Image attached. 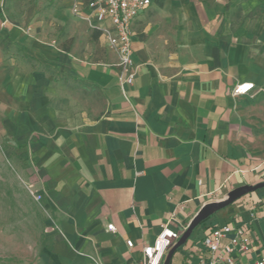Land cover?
<instances>
[{"label":"crops","instance_id":"obj_1","mask_svg":"<svg viewBox=\"0 0 264 264\" xmlns=\"http://www.w3.org/2000/svg\"><path fill=\"white\" fill-rule=\"evenodd\" d=\"M22 1L0 0V140L52 216L40 264H142L164 225L182 232L203 205L264 182V0H151L122 86L117 56L72 13L91 0L6 14ZM243 83L253 91L233 95ZM224 225L251 240L236 264L264 256V188L199 225L170 264L207 262L200 241Z\"/></svg>","mask_w":264,"mask_h":264},{"label":"built area","instance_id":"obj_2","mask_svg":"<svg viewBox=\"0 0 264 264\" xmlns=\"http://www.w3.org/2000/svg\"><path fill=\"white\" fill-rule=\"evenodd\" d=\"M151 4V0H91L87 3V13L81 15L79 8L74 6L72 13L80 16L88 26L100 32L109 49L117 56L119 68V83L131 85L134 79L132 71L131 37L132 23L137 16ZM252 83L237 84L232 94L235 96L246 95L253 91ZM170 217L167 223L173 222ZM107 230L114 231L112 225ZM180 231H173L162 227L161 232L151 246L142 249L144 260L142 264H162L168 250L178 241ZM226 239L227 243L222 244ZM202 248L210 255L207 262L200 260L199 264H236L231 257L234 252L246 254L250 251L251 240L241 226L224 225L208 229L200 241ZM132 248L130 241L126 242ZM249 264H264V256Z\"/></svg>","mask_w":264,"mask_h":264},{"label":"rangeland","instance_id":"obj_3","mask_svg":"<svg viewBox=\"0 0 264 264\" xmlns=\"http://www.w3.org/2000/svg\"><path fill=\"white\" fill-rule=\"evenodd\" d=\"M35 1L8 6L6 14L21 16L27 11L22 3ZM51 219L42 195L28 181L23 158L0 140V264H40L49 248Z\"/></svg>","mask_w":264,"mask_h":264},{"label":"water","instance_id":"obj_4","mask_svg":"<svg viewBox=\"0 0 264 264\" xmlns=\"http://www.w3.org/2000/svg\"><path fill=\"white\" fill-rule=\"evenodd\" d=\"M262 188H264V182L256 184L254 186H249V185L241 186L226 193L218 200L203 205L194 215V217L190 220V222L188 223L186 229L181 234L178 241L168 250L162 264H170L174 253L185 245V243L191 236L192 232L201 223L206 221L212 215L216 214L218 211L230 206L231 204H233L235 201L242 198L243 196L248 195Z\"/></svg>","mask_w":264,"mask_h":264},{"label":"trees","instance_id":"obj_5","mask_svg":"<svg viewBox=\"0 0 264 264\" xmlns=\"http://www.w3.org/2000/svg\"><path fill=\"white\" fill-rule=\"evenodd\" d=\"M255 13H256L255 11H252V15L255 14ZM204 222H205V221H204ZM204 222H203V223H204ZM203 223H201V224H203ZM201 224H200V225H201Z\"/></svg>","mask_w":264,"mask_h":264}]
</instances>
